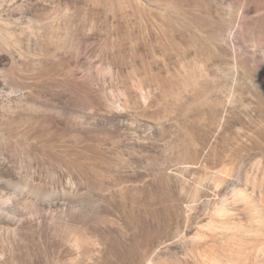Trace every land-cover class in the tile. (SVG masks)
I'll list each match as a JSON object with an SVG mask.
<instances>
[{"label":"rangeland","instance_id":"1","mask_svg":"<svg viewBox=\"0 0 264 264\" xmlns=\"http://www.w3.org/2000/svg\"><path fill=\"white\" fill-rule=\"evenodd\" d=\"M161 1L0 0V264H112L110 225L98 215L110 203L134 224L152 213L148 190L103 189L112 174L129 173L125 149L145 144L138 119L152 112L153 95L173 88L182 64L199 61L216 74L239 50L223 41L227 11L217 0ZM242 61L241 99L254 113L235 106L217 137L189 128L203 148L215 141L248 164L264 159V66ZM148 169L149 185L169 203L180 180ZM177 211L174 223H183ZM69 231L84 239L80 247L69 245ZM137 250L141 261L147 249Z\"/></svg>","mask_w":264,"mask_h":264},{"label":"bare ground","instance_id":"2","mask_svg":"<svg viewBox=\"0 0 264 264\" xmlns=\"http://www.w3.org/2000/svg\"><path fill=\"white\" fill-rule=\"evenodd\" d=\"M217 2L227 11L228 31L222 36L223 41L239 50L227 69L216 74L199 61L182 64L179 75L170 76L173 88H161L153 95V113L138 119L145 130V144L137 147L133 143L125 149L129 173L112 174L103 189L107 194H123L133 185L144 196L148 190L152 213L140 214L139 222L134 224L118 204L110 203L106 205V214L98 215L99 221L110 225L112 264H264V159L253 157L245 164L243 157H232L230 150L221 152L215 141L203 148L196 132L189 128L194 124L217 137L224 131L235 106L254 113L252 102L244 103L241 99L247 84L241 81L240 73L246 56L254 64L256 61L264 66V0ZM164 10L176 16L172 7ZM254 20H261L263 27L256 30ZM158 98L162 101L158 102ZM122 105L126 108L127 99ZM196 112L199 116L188 118ZM132 120L138 122L135 114ZM237 131L242 132L239 128ZM248 135L254 137V131ZM151 166L163 177L180 180L178 187L168 188L169 203L164 200L166 195L163 198L155 186L149 185ZM92 201L100 207L98 197ZM175 210L182 214L183 223H174ZM117 227L121 239L117 238ZM67 236L72 247L84 243L77 233L69 231ZM159 241L165 244L156 246ZM140 246L147 249L141 261L137 250Z\"/></svg>","mask_w":264,"mask_h":264}]
</instances>
